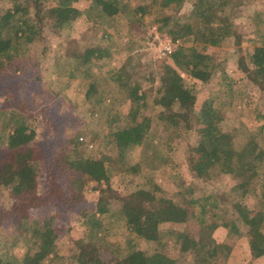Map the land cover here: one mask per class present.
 <instances>
[{"label":"rangeland","instance_id":"obj_1","mask_svg":"<svg viewBox=\"0 0 264 264\" xmlns=\"http://www.w3.org/2000/svg\"><path fill=\"white\" fill-rule=\"evenodd\" d=\"M224 1L221 13L230 14L236 4L240 10L236 23L246 30V37H258L264 44V23L256 30L254 12L264 11V0ZM127 9L113 16H105L91 0H75L70 10V21L62 27H46L44 38L22 42L12 56L0 59V131L10 132L14 126L26 123L37 131V142L45 158L39 163L38 192L47 187L50 157L63 145L70 130L83 128L87 155L110 153L111 181L120 193L143 187L157 197L169 198L192 208V197L219 195V205L207 215L217 226L213 235L218 242V261L227 264H264V254L254 255L251 233L235 209V201H243L258 211L263 222L259 237L264 242V202L260 184L253 191L237 187L230 174L219 172L206 162L203 169L196 166L199 158L211 145H221L231 138L235 145L254 140L258 143L250 160L259 163L260 181L264 182V85L248 79L238 66L241 46L234 43L207 46L195 41L193 35L177 34L174 38L161 29V7L155 0H127ZM13 0H0V17ZM145 4V14L137 18L133 7ZM192 0L184 12H190ZM79 11V12H78ZM170 12V10H167ZM140 14V12H139ZM186 14V13H184ZM107 32L109 37L103 33ZM172 37L177 45L198 44L221 62L234 78L233 85L221 87L220 72L209 81H202L179 67L171 53H163L164 39ZM95 44L105 46L104 55L91 57L87 62L74 55ZM256 42L244 39L242 49L252 50ZM143 81L148 91V103L143 113L151 117L144 140L139 144L111 145L109 132L128 122L129 100L125 88L133 81ZM176 86L197 94L190 106L175 103L166 108L154 101L160 85ZM218 112L215 124L208 125L207 108ZM259 111L262 113L259 115ZM176 112V113H175ZM187 117L189 126L180 120ZM213 143V144H212ZM258 156V157H257ZM111 162H107L109 166ZM112 166V165H111ZM98 182L80 184L63 182L68 201L41 206L32 217H51L60 231L55 251L45 264H78L73 257L75 240L84 237L96 243L108 258L123 256L128 251L126 219L118 200H113L106 211L97 210ZM12 184L0 185V251H9L21 258L27 243L19 239V212ZM75 191L81 199L73 198ZM75 195V194H74ZM212 199V198H211ZM236 219L240 232L229 231L224 219ZM163 230H184L186 240L198 239L202 224L198 214H191L186 222H165ZM140 246L149 255L160 254L175 258L179 264H195L194 252L181 248L174 232L165 233L162 243L143 238ZM156 260V259H155Z\"/></svg>","mask_w":264,"mask_h":264},{"label":"trees","instance_id":"obj_2","mask_svg":"<svg viewBox=\"0 0 264 264\" xmlns=\"http://www.w3.org/2000/svg\"><path fill=\"white\" fill-rule=\"evenodd\" d=\"M73 1L75 0H13L11 6L0 17V59L16 53L22 42L31 43L44 38L46 27H62L69 23ZM155 1L162 9L160 15L162 30H166L174 38H178L177 34L180 32L191 34L195 41L205 47L209 45L219 47L230 43L241 46L238 48L242 50L238 58L239 68L254 84L264 85V44H258L261 42L258 37H246L247 31L237 25L235 19L236 13L240 10L238 5H232V12L224 14L221 13L224 1L192 0L190 12L187 13L184 10L189 0ZM129 5L127 0H91V6L99 7L101 13L110 17L121 12L123 8L127 9ZM132 9L137 18L145 14L144 3H139ZM253 17L256 19V30L260 31L264 23V11H255ZM106 33H103V37L110 36ZM244 39L256 42V46L252 50L246 48L243 50ZM203 48L198 44L189 46L180 44L171 54L175 63L194 77L206 82L219 71L221 87L232 86L234 78L228 70ZM104 52V45L95 44L82 53L75 51L74 55L82 57V61L87 62L88 58L102 57ZM125 90V98L129 100L128 122L109 132L111 145L117 147L121 143L128 145L141 143L151 121V117L143 113L149 96L143 81H133ZM196 99L197 94L192 90L165 84L160 85L154 97V101L163 106L162 118L168 116L164 109L172 108L175 103L190 106ZM207 111L208 125L215 124L218 112L212 106L207 108ZM261 113L259 111V115ZM169 117L176 124L183 120L186 126L190 125L187 117L177 119L173 114ZM85 134L83 128L70 130L63 145L53 152L47 172L48 187L40 193L39 163L46 156L42 146L37 142L36 129L26 123H20L8 133L0 131V185L12 184V193L17 198L14 207L21 218L20 225H17L19 239L27 243L21 258L10 256L8 250L0 251V264H45V260L54 253L60 234L58 226L53 223L51 217L35 218L32 215L41 206L69 200L70 197L67 196L69 193L62 186L66 179L70 183L76 181L80 184L88 183L90 180L97 181L98 185L95 186L99 190L97 210L104 212L113 200H118L127 226L126 254L113 259L105 257L96 243L79 237L75 240V250L72 252L78 264H179L175 258L157 253L149 255L140 246V240L143 238L162 243L167 231L170 235L174 232L175 241L180 243L182 249L194 252L195 264H227L217 259L218 242L213 235L217 222L213 219L208 220L207 217L219 205L218 194L213 197L210 194L192 197L190 209L169 198H159L143 187L120 193L113 187L111 181L112 156L110 153H103L100 156L85 154L84 146L89 145ZM258 146L254 140L235 145L229 138L221 145H211L199 158L196 166L201 170L204 168L203 164L207 162L219 172L230 174L236 180L237 187L249 191L255 190L260 184L264 202V182L260 181L258 169L260 164L249 158L255 154ZM107 162L111 164L108 166ZM74 194L73 198L81 199L79 191H75ZM234 206L248 230L254 233L251 238L254 255L264 254V242L259 237L263 232L261 215L259 217L258 211L252 210L243 201H235ZM191 214H198L202 224L198 239L187 241L186 231H165L161 226L165 222H186ZM2 224L0 213V228ZM222 224L229 231L240 232L235 218L224 219Z\"/></svg>","mask_w":264,"mask_h":264},{"label":"built area","instance_id":"obj_3","mask_svg":"<svg viewBox=\"0 0 264 264\" xmlns=\"http://www.w3.org/2000/svg\"><path fill=\"white\" fill-rule=\"evenodd\" d=\"M173 41L172 37L169 36L164 39V43L161 47L163 53H172L175 50L176 46Z\"/></svg>","mask_w":264,"mask_h":264}]
</instances>
